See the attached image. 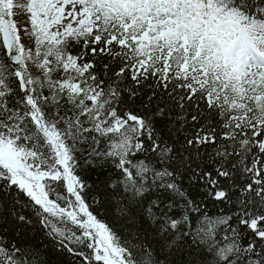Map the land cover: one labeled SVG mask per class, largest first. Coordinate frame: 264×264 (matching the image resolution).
<instances>
[{"label": "snow or ice", "instance_id": "1", "mask_svg": "<svg viewBox=\"0 0 264 264\" xmlns=\"http://www.w3.org/2000/svg\"><path fill=\"white\" fill-rule=\"evenodd\" d=\"M0 264H264V0H0Z\"/></svg>", "mask_w": 264, "mask_h": 264}, {"label": "trees", "instance_id": "2", "mask_svg": "<svg viewBox=\"0 0 264 264\" xmlns=\"http://www.w3.org/2000/svg\"><path fill=\"white\" fill-rule=\"evenodd\" d=\"M92 179H93V180L95 179V175H94V174H93V176H92ZM208 207H209V212H210V214H211V213H213L214 211H218V209H219L220 206H217L216 209H213V208H212V205L209 204ZM193 226H194V225H193Z\"/></svg>", "mask_w": 264, "mask_h": 264}, {"label": "rangeland", "instance_id": "3", "mask_svg": "<svg viewBox=\"0 0 264 264\" xmlns=\"http://www.w3.org/2000/svg\"><path fill=\"white\" fill-rule=\"evenodd\" d=\"M17 15H19V10L17 11Z\"/></svg>", "mask_w": 264, "mask_h": 264}]
</instances>
